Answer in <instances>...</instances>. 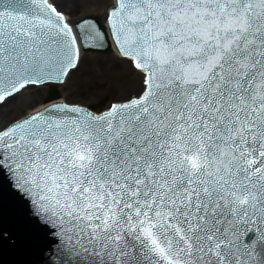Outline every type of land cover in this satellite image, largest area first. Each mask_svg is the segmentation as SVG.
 <instances>
[{"label": "snow or ice", "instance_id": "obj_1", "mask_svg": "<svg viewBox=\"0 0 264 264\" xmlns=\"http://www.w3.org/2000/svg\"><path fill=\"white\" fill-rule=\"evenodd\" d=\"M74 3L0 0V264H264V0Z\"/></svg>", "mask_w": 264, "mask_h": 264}, {"label": "rangeland", "instance_id": "obj_2", "mask_svg": "<svg viewBox=\"0 0 264 264\" xmlns=\"http://www.w3.org/2000/svg\"><path fill=\"white\" fill-rule=\"evenodd\" d=\"M64 7L71 11L72 17L76 18L79 15L74 0H64ZM91 59L89 60L83 74H77L73 81L71 94L78 99L85 100L90 104L100 105L106 102L114 92L123 87L128 81L122 79V70L114 63L112 69L103 65L99 60L106 61L108 55H96L89 53ZM62 95L68 94L65 89H61ZM44 92V89L39 92V95ZM39 98V96L25 94L20 97L14 105H10L6 114L15 115L22 110L26 104L25 100L29 97Z\"/></svg>", "mask_w": 264, "mask_h": 264}, {"label": "bare ground", "instance_id": "obj_3", "mask_svg": "<svg viewBox=\"0 0 264 264\" xmlns=\"http://www.w3.org/2000/svg\"><path fill=\"white\" fill-rule=\"evenodd\" d=\"M108 62V61H107Z\"/></svg>", "mask_w": 264, "mask_h": 264}]
</instances>
